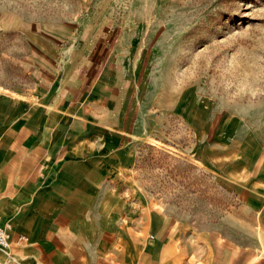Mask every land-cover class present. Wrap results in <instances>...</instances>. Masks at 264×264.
I'll list each match as a JSON object with an SVG mask.
<instances>
[{"label": "crops", "instance_id": "1", "mask_svg": "<svg viewBox=\"0 0 264 264\" xmlns=\"http://www.w3.org/2000/svg\"><path fill=\"white\" fill-rule=\"evenodd\" d=\"M73 35L66 49L69 33L0 6V264H264V151L234 134L199 148L246 200L221 222L143 201L133 168L142 144L168 147L165 96L114 30Z\"/></svg>", "mask_w": 264, "mask_h": 264}, {"label": "rangeland", "instance_id": "2", "mask_svg": "<svg viewBox=\"0 0 264 264\" xmlns=\"http://www.w3.org/2000/svg\"><path fill=\"white\" fill-rule=\"evenodd\" d=\"M0 6L69 33L66 49L81 42L78 31L114 30L119 52L143 64L165 96L168 147L142 144L133 168L143 201L177 205L202 222L238 214L246 200L237 186L197 159L199 148L233 134L264 151V0H0Z\"/></svg>", "mask_w": 264, "mask_h": 264}, {"label": "built area", "instance_id": "3", "mask_svg": "<svg viewBox=\"0 0 264 264\" xmlns=\"http://www.w3.org/2000/svg\"><path fill=\"white\" fill-rule=\"evenodd\" d=\"M12 224H0V251L8 252L12 244ZM29 239L25 236H19L17 243L25 244L28 243Z\"/></svg>", "mask_w": 264, "mask_h": 264}]
</instances>
